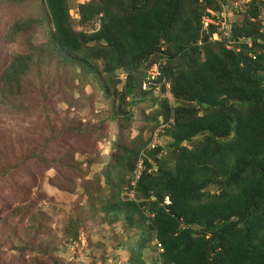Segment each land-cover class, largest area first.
<instances>
[{"label": "trees", "instance_id": "obj_1", "mask_svg": "<svg viewBox=\"0 0 264 264\" xmlns=\"http://www.w3.org/2000/svg\"><path fill=\"white\" fill-rule=\"evenodd\" d=\"M44 3L65 62L97 81L96 57H104L107 77L125 69L116 109L153 92L142 83L157 62L161 88L169 84L176 99L174 106L161 104L170 122V161L159 157L161 145L147 147L144 140L138 145L147 152L144 167L135 183L133 175L128 180L134 196L114 194L112 206L140 230L130 243V263L147 264L138 254L155 241L161 251L154 264H264V0L243 3L242 20L231 21L221 39L211 38L214 24L202 30L203 18L228 0H90L80 4V16L100 22L93 32L74 27L67 0ZM16 56L8 65L12 72L1 75L2 101L26 64ZM138 150L120 154L121 169L128 164L133 173L131 153Z\"/></svg>", "mask_w": 264, "mask_h": 264}, {"label": "rangeland", "instance_id": "obj_2", "mask_svg": "<svg viewBox=\"0 0 264 264\" xmlns=\"http://www.w3.org/2000/svg\"><path fill=\"white\" fill-rule=\"evenodd\" d=\"M67 1L77 30L98 29L94 18L81 20L80 4L90 0ZM243 3L228 0L221 11L212 10V39L227 36L231 21L242 20ZM53 30L44 0H0V82L16 54L26 63L0 100V264H131L130 243L140 230L112 206L114 194L134 196L128 180L133 175L135 183L144 167L147 152L138 150L144 140L147 147L161 145L159 157L170 161V122L161 104L174 106L176 99L160 87L116 109L125 69L107 77L104 57H96L95 80L65 62ZM132 149L138 150L131 153L133 173L128 164L121 169L118 158ZM160 251L153 241L138 259L154 264Z\"/></svg>", "mask_w": 264, "mask_h": 264}, {"label": "built area", "instance_id": "obj_3", "mask_svg": "<svg viewBox=\"0 0 264 264\" xmlns=\"http://www.w3.org/2000/svg\"><path fill=\"white\" fill-rule=\"evenodd\" d=\"M249 1L250 0H243L244 3L249 2ZM208 11H209V14L205 15V17L203 18V25H204V28L206 29L210 23H213L214 21H216L214 11L209 10V9ZM261 17L263 19L262 15ZM261 32H263L264 34V20L262 21ZM161 74H162V70H161L160 63L157 62L151 65V67L147 70L145 74V78L142 83V88L147 89V90L149 89V90L158 91V89L161 87V85L158 82V79L161 76ZM167 87H169V85H167ZM167 202H170L168 197H167Z\"/></svg>", "mask_w": 264, "mask_h": 264}, {"label": "clouds", "instance_id": "obj_4", "mask_svg": "<svg viewBox=\"0 0 264 264\" xmlns=\"http://www.w3.org/2000/svg\"><path fill=\"white\" fill-rule=\"evenodd\" d=\"M262 15V14H261ZM261 27H262V25H261ZM261 27H260V29H259V31L261 32ZM262 34H263V32H261ZM264 35V34H263ZM248 42H249V44L251 45L252 44V41H251V39H248ZM162 75V74H161ZM159 82V81H158ZM159 84H160V82H159ZM161 85V84H160ZM167 85H169V84H167ZM167 89L169 90V87H167Z\"/></svg>", "mask_w": 264, "mask_h": 264}]
</instances>
